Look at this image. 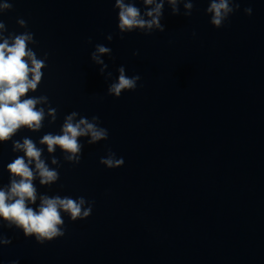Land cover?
<instances>
[{"label": "water", "instance_id": "1", "mask_svg": "<svg viewBox=\"0 0 264 264\" xmlns=\"http://www.w3.org/2000/svg\"><path fill=\"white\" fill-rule=\"evenodd\" d=\"M4 3L13 8L2 11L0 33L26 31L16 23L23 18L38 41L28 46L38 58L49 53L43 81L29 95H47L57 119L50 123L39 104L43 127H22L13 137L31 138L50 168L58 167L52 156L62 165L51 187L34 181L36 203L59 194L95 204L84 220L62 213L65 235L43 245L0 228L12 239L0 246V264H264V0H240L219 29L205 13L208 0H197L190 16L183 4L177 15L165 4L164 32L137 30L123 39L114 0ZM137 7L143 10L140 0ZM96 44L112 49L102 57L111 79L91 60ZM121 65L141 79L116 98L107 86ZM72 111L98 115L109 131L93 145L78 138L85 147L77 165L58 146L48 153L39 143L48 132L60 134ZM109 147L124 158L122 167L99 163ZM18 155L11 141L0 144V187L10 183L6 165Z\"/></svg>", "mask_w": 264, "mask_h": 264}, {"label": "clouds", "instance_id": "2", "mask_svg": "<svg viewBox=\"0 0 264 264\" xmlns=\"http://www.w3.org/2000/svg\"><path fill=\"white\" fill-rule=\"evenodd\" d=\"M143 10L137 7V0H114L113 8L118 9V34L123 39L125 33L140 31L145 35L153 32L165 31V24L161 21L164 17L165 4L171 9L173 15L180 14V4H183L184 16L192 14L197 0H140ZM13 3L0 5V16L3 10H11ZM240 0H208L206 14H210V24L214 28L225 26L229 17L239 10ZM244 13L251 15V7L244 8ZM16 23L26 31L5 36L0 33V144L12 142V151L23 153L7 163L10 183L0 187V228L18 229L25 238H34L38 244H45L65 235V220L67 214L73 222L84 220L92 214L94 200H87L84 196L72 198L65 195L39 196L37 205V187L34 181L38 179L40 185L51 187L60 179L59 168L62 167L57 157L52 156L51 162L57 168H50L45 160L41 159L44 149L38 148L36 143L28 137L19 140L13 139L22 127L32 132L43 127L45 118L44 107L37 108L39 104H46L50 123L57 119V109L51 107L47 95H29L35 93L43 81L48 52L38 58L37 52L29 47V42L38 44L34 33L28 30V23L23 18H18ZM0 29H6L5 22L0 19ZM195 35V33H193ZM106 39L112 41L113 35L108 34ZM11 41V42H10ZM92 43L91 37L87 41ZM112 56V49L103 44H96L91 52V60L100 65L99 72L105 75L108 65L102 57ZM134 52L133 55H138ZM118 76L111 80L107 86V95L119 98L124 91H135L139 74L128 76L124 65L116 69ZM112 72H107L105 79L112 78ZM98 115L81 116L77 111H72L64 116L60 126V134L48 132L39 140L40 144L47 146L48 153H55L57 146L64 153V160L77 165L80 163L85 144L80 142V137H86V144L93 145L109 138L107 128L101 126ZM99 163L108 169L122 167L124 158L117 157L109 147L106 155L100 157ZM33 205V206H30ZM12 239L0 232V246L9 245ZM9 264H19L12 260Z\"/></svg>", "mask_w": 264, "mask_h": 264}]
</instances>
